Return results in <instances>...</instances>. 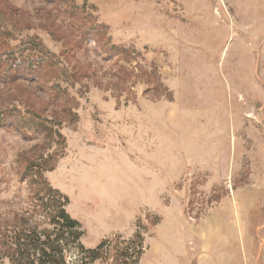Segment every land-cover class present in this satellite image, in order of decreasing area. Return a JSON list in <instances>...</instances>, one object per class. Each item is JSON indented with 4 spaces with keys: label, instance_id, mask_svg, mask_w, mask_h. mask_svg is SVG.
<instances>
[{
    "label": "rangeland",
    "instance_id": "374dc122",
    "mask_svg": "<svg viewBox=\"0 0 264 264\" xmlns=\"http://www.w3.org/2000/svg\"><path fill=\"white\" fill-rule=\"evenodd\" d=\"M30 40L0 264H264V0H0V52Z\"/></svg>",
    "mask_w": 264,
    "mask_h": 264
},
{
    "label": "trees",
    "instance_id": "16d2710c",
    "mask_svg": "<svg viewBox=\"0 0 264 264\" xmlns=\"http://www.w3.org/2000/svg\"><path fill=\"white\" fill-rule=\"evenodd\" d=\"M30 51L28 53H12V52H0V81L7 80H16V79H31L38 75L39 69L42 68L46 62L49 60V55L47 56V52L43 48L40 43H36L33 40L29 41ZM45 52V53H44ZM8 110L0 111V128L10 127L11 125H22L29 126L33 125L35 127H40V123H37L36 118L33 117V114H28L29 117H21L16 121H13L14 118L18 117L16 115H11V112H7ZM13 118V119H12ZM36 124V125H35ZM25 174L27 170L24 171ZM49 192H53L52 189H48ZM60 218L67 224L68 235L64 237L62 233L54 238L51 241V244H55L59 242H66L69 236L75 235L73 228L78 225L77 222L70 219V217L64 212L61 211ZM78 236V235H77ZM48 242H50V238H46ZM35 243V242H34ZM44 245V244H43ZM40 255L38 257L39 264H44L42 261L49 260L51 257L50 253H48L43 247H40Z\"/></svg>",
    "mask_w": 264,
    "mask_h": 264
}]
</instances>
